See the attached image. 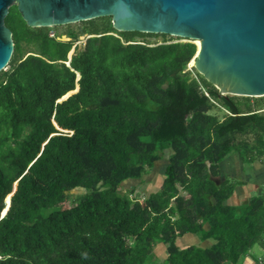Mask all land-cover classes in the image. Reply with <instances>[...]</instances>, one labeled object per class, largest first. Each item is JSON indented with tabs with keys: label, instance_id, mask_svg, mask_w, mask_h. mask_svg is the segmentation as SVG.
<instances>
[{
	"label": "trees",
	"instance_id": "16d2710c",
	"mask_svg": "<svg viewBox=\"0 0 264 264\" xmlns=\"http://www.w3.org/2000/svg\"><path fill=\"white\" fill-rule=\"evenodd\" d=\"M5 21L15 50L0 72V264H245L256 245L264 264V185L231 204L242 181H219L233 153L264 162V96L221 95L188 68L197 43L119 31L111 16L68 39L29 26L16 4ZM167 150L161 188L121 191ZM77 187L87 191L73 204ZM187 233L213 242L182 246Z\"/></svg>",
	"mask_w": 264,
	"mask_h": 264
},
{
	"label": "water",
	"instance_id": "95a60500",
	"mask_svg": "<svg viewBox=\"0 0 264 264\" xmlns=\"http://www.w3.org/2000/svg\"><path fill=\"white\" fill-rule=\"evenodd\" d=\"M14 4L32 27L111 16L119 31L166 33L195 43L200 39L193 66L221 95L264 96V0H0V72L15 50L5 21ZM74 52L75 46L70 59ZM76 89L60 100L80 86ZM16 189L17 182L13 193Z\"/></svg>",
	"mask_w": 264,
	"mask_h": 264
},
{
	"label": "rangeland",
	"instance_id": "374dc122",
	"mask_svg": "<svg viewBox=\"0 0 264 264\" xmlns=\"http://www.w3.org/2000/svg\"><path fill=\"white\" fill-rule=\"evenodd\" d=\"M83 25L84 24L81 21L75 22V23H70V24H65V25H59V26H57L55 33L56 34L62 33V35H63L62 37L64 39H68V36L66 35V31L68 30V28L78 29V28L82 27ZM158 40L162 41V37H159ZM172 40L173 41H176V40L186 41L185 38H180V39L173 38ZM78 43H85V38L83 37L80 41H78ZM30 49L31 48L28 47L25 49V51L27 52V50H30ZM192 65H193V63L189 64L188 68L190 69V67H192ZM11 69H12V67L9 64L6 68V71H10ZM170 153H171V150L165 151L164 155H163L164 157L162 159L158 160L155 163L154 167H152L149 170V172L144 174L142 177L137 178V179H128V180H125L124 182H122L121 191L123 193L129 194L130 196H135L137 194L144 196L145 194L147 195L148 193H150L152 191H156L159 188H161L163 181H164V174H165L166 166L169 162ZM224 162H225V160L221 163V175H220L219 181L225 179L226 178L225 173H228L227 172L228 170L226 168L227 167L226 162H225V164H224ZM240 170H241V166H239V169L236 168L233 171H230L231 175L228 174L227 176L237 178V176L240 175V177L242 178L244 173L241 174V172H243V171H240ZM246 179L249 181L248 178H246ZM86 191H87V189L84 187H77V188L72 189L71 193H72V198H73V201H72L73 204H75L77 202L76 201L77 196L82 194V193H85ZM252 192H253V194H256L259 191H256L253 189ZM230 199H233V197L232 198L230 197ZM230 199H228V203L234 204V202H231ZM212 242L213 241L210 239L202 241L198 235L192 234V233H187V234L179 237V239H178V243L182 246H187V245L195 244V243L206 246V245L211 244ZM154 251H155V255H156V261H165L167 259L166 246L163 243H158L155 246ZM252 254H253V257H251L249 259V256H248L246 258L245 264H256V261H258L263 255V247L260 245H256ZM254 257H257V258H254Z\"/></svg>",
	"mask_w": 264,
	"mask_h": 264
},
{
	"label": "crops",
	"instance_id": "0c3cea01",
	"mask_svg": "<svg viewBox=\"0 0 264 264\" xmlns=\"http://www.w3.org/2000/svg\"><path fill=\"white\" fill-rule=\"evenodd\" d=\"M225 162L227 166L226 168L228 170V173H225L226 177L228 174L231 175L230 171H233L236 168L239 169V166H241L240 171H243L241 172V174L244 173L242 178L240 177V175L237 176V178L240 179L242 183L237 185L234 194L231 196V198L233 197V199L229 198L231 202H234V204H240L253 195V189L259 192L262 191L264 185V162L256 161L254 162V164L243 162L238 153H233L228 156L225 159ZM246 178H248L249 181ZM251 257H253V254L249 256V259Z\"/></svg>",
	"mask_w": 264,
	"mask_h": 264
},
{
	"label": "bare ground",
	"instance_id": "6f19581e",
	"mask_svg": "<svg viewBox=\"0 0 264 264\" xmlns=\"http://www.w3.org/2000/svg\"><path fill=\"white\" fill-rule=\"evenodd\" d=\"M196 43H197V47L199 48V47L201 46V40H200V39H197V40H196ZM192 63H193V65H194V63H195V60H194V59L192 60ZM192 63H191V64H192Z\"/></svg>",
	"mask_w": 264,
	"mask_h": 264
},
{
	"label": "built area",
	"instance_id": "2783aa9c",
	"mask_svg": "<svg viewBox=\"0 0 264 264\" xmlns=\"http://www.w3.org/2000/svg\"><path fill=\"white\" fill-rule=\"evenodd\" d=\"M52 35H54V34L52 33Z\"/></svg>",
	"mask_w": 264,
	"mask_h": 264
}]
</instances>
